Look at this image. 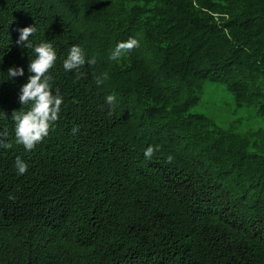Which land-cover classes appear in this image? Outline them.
<instances>
[{"label":"trees","instance_id":"obj_1","mask_svg":"<svg viewBox=\"0 0 264 264\" xmlns=\"http://www.w3.org/2000/svg\"><path fill=\"white\" fill-rule=\"evenodd\" d=\"M130 37L139 47L110 60ZM42 42L63 104L27 151L11 117L30 108L20 90ZM73 45L79 78L63 67ZM206 83L264 117V0H0V264H264V128L196 111Z\"/></svg>","mask_w":264,"mask_h":264},{"label":"clouds","instance_id":"obj_2","mask_svg":"<svg viewBox=\"0 0 264 264\" xmlns=\"http://www.w3.org/2000/svg\"><path fill=\"white\" fill-rule=\"evenodd\" d=\"M20 35L16 43L24 48H31L29 37L36 33V24L26 26L18 30ZM139 47V41L135 37H130L127 41H122L117 44L111 52L109 59L117 60L122 56L127 55L133 49ZM35 59H30L27 82L21 87L19 101L24 105H30L27 111L23 107L19 111H14L11 119L15 121V137L18 144H22L27 151H32L35 146L43 142L47 137L55 123L59 120L63 97L60 95V90L57 88L53 93L52 80L53 77L49 74L57 60V52L51 42H42L35 46ZM88 63H95V60H90ZM86 64L85 53L78 45H73L68 53V56L63 61V67L66 71L77 70V78L83 75L79 69ZM8 77L15 78L24 75L22 66H13L8 70ZM107 79V73L102 78L97 77L96 83L100 85ZM115 96L108 95L106 102L110 105L115 104ZM79 128L74 127L72 132L75 134ZM7 130L0 133V146L10 148L11 144L7 143L3 138L7 137ZM159 150V145L149 146L145 151V157L151 158L156 151ZM173 157L168 156V162L171 163ZM16 168L20 175H24L28 170V165L19 157L16 160ZM14 199L13 196L9 197Z\"/></svg>","mask_w":264,"mask_h":264},{"label":"rangeland","instance_id":"obj_3","mask_svg":"<svg viewBox=\"0 0 264 264\" xmlns=\"http://www.w3.org/2000/svg\"><path fill=\"white\" fill-rule=\"evenodd\" d=\"M195 110L207 114L220 126L240 132L264 128V117L254 107L239 106L232 93L219 83H206Z\"/></svg>","mask_w":264,"mask_h":264}]
</instances>
